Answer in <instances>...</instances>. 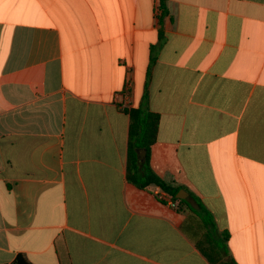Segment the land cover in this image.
Segmentation results:
<instances>
[{"label":"crops","instance_id":"obj_1","mask_svg":"<svg viewBox=\"0 0 264 264\" xmlns=\"http://www.w3.org/2000/svg\"><path fill=\"white\" fill-rule=\"evenodd\" d=\"M163 2L0 0V264H213L127 179V82L158 116L151 171L227 234L219 264H264V0Z\"/></svg>","mask_w":264,"mask_h":264},{"label":"trees","instance_id":"obj_2","mask_svg":"<svg viewBox=\"0 0 264 264\" xmlns=\"http://www.w3.org/2000/svg\"><path fill=\"white\" fill-rule=\"evenodd\" d=\"M159 22H162L167 10L163 0L159 5ZM130 118L128 149H127V179L139 188L149 185L157 186L169 196L178 212L187 211L181 224L183 233L196 245V247L213 264L222 261V253L225 252L227 234H220L214 224L210 213L194 198L197 209L191 208L187 200L177 199L175 196L179 187L168 185L164 180L156 176L149 167L148 155L151 145L155 142L158 129V116L145 112L142 109L127 110ZM144 149L145 161H138L137 151ZM158 199V197H156ZM12 264H30L23 256L17 255ZM224 264V263H222Z\"/></svg>","mask_w":264,"mask_h":264},{"label":"built area","instance_id":"obj_3","mask_svg":"<svg viewBox=\"0 0 264 264\" xmlns=\"http://www.w3.org/2000/svg\"><path fill=\"white\" fill-rule=\"evenodd\" d=\"M129 87H130V83L127 82L124 90L122 92H120V93H118V94L115 95V99L118 102V104H119V106L121 107L122 110H130L131 109V108L126 109L129 106V99H128V96H129V94H128ZM164 197L165 196H163V198ZM166 199L169 202V204L174 207V204L171 201V199L169 197H166Z\"/></svg>","mask_w":264,"mask_h":264},{"label":"water","instance_id":"obj_4","mask_svg":"<svg viewBox=\"0 0 264 264\" xmlns=\"http://www.w3.org/2000/svg\"><path fill=\"white\" fill-rule=\"evenodd\" d=\"M137 154H138V161L139 162H144L145 161V151H144V149H139L138 151H137ZM182 194H185L184 196L182 195ZM186 192H184V190H179L178 191V193L176 194V198L177 199H180V200H185L186 199Z\"/></svg>","mask_w":264,"mask_h":264}]
</instances>
